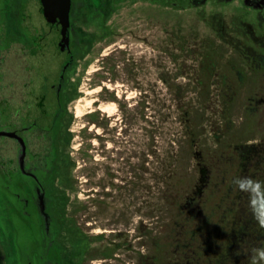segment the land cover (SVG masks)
<instances>
[{
	"label": "rangeland",
	"instance_id": "rangeland-1",
	"mask_svg": "<svg viewBox=\"0 0 264 264\" xmlns=\"http://www.w3.org/2000/svg\"><path fill=\"white\" fill-rule=\"evenodd\" d=\"M106 1L114 6L104 23L110 32L97 36L89 54L78 61L72 74L77 96L68 105L70 138L65 151L73 166L67 173L66 211L91 238L81 264L152 263L145 256L153 240L166 227L174 230L171 195L178 181L183 191L191 184L188 193L195 199L189 212L195 215L193 222L186 211L187 217L177 219L187 218L190 230L205 215L208 223L200 226L194 243H203L206 251L208 244L215 248L213 257L205 254L198 264H207L211 257L219 264H264L256 251L264 250V227L256 218L264 213V192L252 194L237 185L229 191L233 177L264 185L262 160L248 161L245 171L237 172V156L232 154L233 144L258 145L262 139L264 105L255 117L249 115L247 83L238 85L230 76L227 80L236 88L231 105L220 103L214 87L202 94L199 54L187 52L200 49L197 43L199 47L213 34L194 11L163 6L153 16V6L141 0ZM34 19L45 23L38 10ZM79 25L96 33L99 24L88 18ZM192 34L197 36L193 40ZM180 42L185 43L181 49ZM165 161H170L173 176L169 171L161 177ZM198 162L210 170L203 174ZM150 227L148 238L144 233ZM241 230L244 239L236 236ZM105 249L111 250L109 256L100 254Z\"/></svg>",
	"mask_w": 264,
	"mask_h": 264
},
{
	"label": "flooded vegetation",
	"instance_id": "flooded-vegetation-1",
	"mask_svg": "<svg viewBox=\"0 0 264 264\" xmlns=\"http://www.w3.org/2000/svg\"><path fill=\"white\" fill-rule=\"evenodd\" d=\"M141 1L153 6L149 11L153 16L163 6L192 10L208 25L212 38L199 42V47L197 43L200 49L192 54L187 52L189 56L199 54L197 76L202 94L206 96L214 87L219 90L220 103L228 105L235 99L234 83H247L246 111L255 117L264 105V83L258 85L264 77V0ZM35 10L44 24L35 21ZM113 10L106 0H70L69 24L62 34L59 19L49 21L44 15L42 0H0V245L9 250L6 264H72L63 249H58L51 224L46 231L38 204L44 200L52 222L53 207L58 204L57 161L60 153L66 154L68 105L77 93L78 82L72 74L96 37L110 32L104 23ZM88 18L98 22L96 33L79 25ZM184 45L180 42V49ZM227 76L235 78L232 85ZM162 80L170 86L166 78ZM229 135L233 138L234 134ZM240 142L232 145L237 172H244L248 161L264 162V135L258 145ZM197 165L202 173L210 170L201 162ZM232 179L229 191L236 185L237 178ZM49 198L54 199L52 204ZM8 223L15 228L12 246L8 234L2 237Z\"/></svg>",
	"mask_w": 264,
	"mask_h": 264
},
{
	"label": "trees",
	"instance_id": "trees-1",
	"mask_svg": "<svg viewBox=\"0 0 264 264\" xmlns=\"http://www.w3.org/2000/svg\"><path fill=\"white\" fill-rule=\"evenodd\" d=\"M76 96H77V93L75 92L72 98H75ZM181 112L184 113L182 109L180 110V113ZM190 134L191 133H189L188 135ZM69 138H70V134L67 136L66 143L69 142ZM189 143H190V140H189ZM59 156L60 157H58L59 159L57 161L58 172L56 175L58 180H57V185L55 189L58 204L55 205V208L53 207L55 212L54 214H52L51 235L53 239L56 238L55 240H57L58 249H63L64 254H66L68 260L70 259L72 264H81L84 254L87 253L88 251V246L91 242V238H87L86 236L82 234L81 229L75 224L76 220L73 218L74 215H71L70 213L66 211L67 205H68V197L66 196V193H65L66 191L65 189L68 188V185H66L67 173H69L70 168L73 166V163H71V160L68 157V155L60 153ZM170 165H171L170 161H165L164 166H162L163 171H164L163 173H165V175L161 174V177H166V174H169V171L171 173V176H173ZM174 185L175 184H173V186ZM190 185H186V188H184V191H183V189L180 188L179 181L177 182L176 184L177 190L173 192L171 195L172 197L171 204L176 209L174 226H173L174 230L168 229L166 227V229L163 231L164 235L162 234L163 237L161 238L160 236L162 235H160V236H157V239L153 240V245L151 246L152 248L151 250L153 252L151 251L148 255L145 256L146 258L148 257L149 259L152 258V263L149 260L148 264H198V260L202 259L205 254H210L213 250H215L214 246L212 245L213 244L212 242H211L212 244H208L207 246L208 251H206V249L203 247L204 245L203 243H201V245H196L194 243L193 236L199 232L198 230L200 226L203 227L205 226L206 223H208L205 220V215H204V220L202 219L203 217L202 216L200 219L202 221L199 222L197 226L194 225V227L191 228L190 230H189V226L187 227V225H189L190 222H193L192 215H195V213H192V211L191 213L189 212V209L191 210L193 207V203L195 199L193 193H192L193 195L192 194L190 195V193H188L190 191L189 189H191ZM196 191H197V188L194 193H196ZM185 194L188 196H185ZM52 202H54L53 198L51 199L50 204H52ZM214 206L215 205L212 206V209L215 208ZM154 210L152 214H154V216L157 217L156 215L157 211L155 210L156 211L155 212ZM184 211L187 212L188 220H191L190 222H188L187 218L185 222H184V218L183 220L177 219L178 217H181V216L187 217L185 215L186 212L184 214ZM6 226H7V233L5 234V236L2 235V237H4L5 239L6 237L9 236V239L11 240L10 246H12L11 244H13V232L15 228L12 225V223L10 224L8 223L6 224ZM151 230L152 228L150 227V229L147 231V233H144V235L145 234L146 236L148 235V238L150 235L152 236L153 231ZM171 232H173V234ZM214 233H216V231ZM7 234L8 236H6ZM240 234H242V238L244 239L246 232L244 230H241L236 236L240 237ZM100 237L101 235H96V238H100ZM159 237L161 239H159ZM242 241L244 243V240ZM2 247L7 254L9 252L7 245H6V248H4V246ZM54 247L55 246H53V248ZM11 248L16 249L15 246ZM110 253H111L110 249H105V250L100 251V254L102 256H109ZM57 254L58 253H56V255ZM212 255L213 253H211V256ZM212 257H211V261L208 262L209 264L212 263ZM174 259L175 260L179 259L180 261L174 262ZM219 263L220 261L218 263L214 262L212 264H219Z\"/></svg>",
	"mask_w": 264,
	"mask_h": 264
},
{
	"label": "water",
	"instance_id": "water-1",
	"mask_svg": "<svg viewBox=\"0 0 264 264\" xmlns=\"http://www.w3.org/2000/svg\"><path fill=\"white\" fill-rule=\"evenodd\" d=\"M43 12L49 21H54L56 18L62 25L61 32L65 33V30L69 24V7L70 0H42ZM50 201V198H49ZM39 213L43 217L46 231H48L49 225L52 224L50 218L51 215L45 211L44 200L40 199L38 204ZM7 254L0 245V264H6Z\"/></svg>",
	"mask_w": 264,
	"mask_h": 264
},
{
	"label": "clouds",
	"instance_id": "clouds-1",
	"mask_svg": "<svg viewBox=\"0 0 264 264\" xmlns=\"http://www.w3.org/2000/svg\"><path fill=\"white\" fill-rule=\"evenodd\" d=\"M233 182L242 191H250L252 194H255L256 192H264V185H262L259 181H253L251 179L244 178V179H236ZM256 218L259 224L262 227H264V213L259 214ZM256 251L258 258L260 260H264V250H256Z\"/></svg>",
	"mask_w": 264,
	"mask_h": 264
},
{
	"label": "bare ground",
	"instance_id": "bare-ground-1",
	"mask_svg": "<svg viewBox=\"0 0 264 264\" xmlns=\"http://www.w3.org/2000/svg\"><path fill=\"white\" fill-rule=\"evenodd\" d=\"M106 110V109H105ZM76 111V110H75Z\"/></svg>",
	"mask_w": 264,
	"mask_h": 264
}]
</instances>
